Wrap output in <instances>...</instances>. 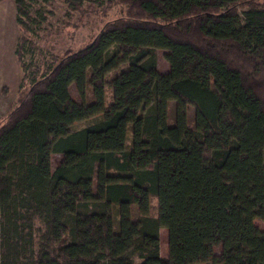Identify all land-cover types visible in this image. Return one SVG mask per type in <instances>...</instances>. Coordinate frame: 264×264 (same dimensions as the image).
<instances>
[{"label":"trees","instance_id":"obj_1","mask_svg":"<svg viewBox=\"0 0 264 264\" xmlns=\"http://www.w3.org/2000/svg\"><path fill=\"white\" fill-rule=\"evenodd\" d=\"M66 1L84 15L86 0ZM96 2L122 16L58 55L15 0L22 79L0 124V264H264V1Z\"/></svg>","mask_w":264,"mask_h":264},{"label":"rangeland","instance_id":"obj_2","mask_svg":"<svg viewBox=\"0 0 264 264\" xmlns=\"http://www.w3.org/2000/svg\"><path fill=\"white\" fill-rule=\"evenodd\" d=\"M264 1V0H263ZM101 5L96 0H86L83 4L85 10L82 16L79 12H69V5L66 0H50L48 3L45 0H28V9L33 17L38 18V22L33 26L31 35L34 39L38 40L41 45L53 54L61 55L66 49L77 51L87 46L93 36L99 33L107 22L115 21L122 16V6H116L109 11L106 15L99 14L103 10ZM45 15L46 19L43 20L40 16ZM65 23H69V26H65ZM15 27V33H13L11 41H1L4 46L0 50V124L7 118L8 114L18 104V87L22 79V71L17 61L16 55L13 52L16 43L17 28ZM1 35V34H0ZM6 35V34H5ZM165 51L158 50V67L162 73L169 70V64L164 58ZM125 67V66H123ZM122 67V68H123ZM119 71V70H118ZM90 73L88 72V75ZM113 75V74H112ZM111 78V76H109ZM3 89H6L3 91ZM72 95L76 100L82 102L83 99L78 95L74 85L70 88ZM112 93L108 88L105 94V108L107 109L112 102ZM94 100L93 94L89 88L87 92L86 102L91 103ZM151 110L147 111V114L151 113ZM176 102L171 101L169 104L168 124H175ZM99 118L88 120L82 124H78L76 127L96 123ZM189 127H195L194 122V109H189ZM132 133L131 127L127 133V148L131 147ZM61 159V156L53 155V168ZM150 216H158V202L155 195H150ZM139 217V210L137 206H131V220L136 221ZM115 227L118 229V218L115 217ZM256 227L260 230H264V225L261 221H255ZM161 238V255L167 258L169 250L167 252L168 231L167 229L160 230ZM136 260V258H135ZM137 261V260H136ZM139 263V262H138Z\"/></svg>","mask_w":264,"mask_h":264},{"label":"crops","instance_id":"obj_3","mask_svg":"<svg viewBox=\"0 0 264 264\" xmlns=\"http://www.w3.org/2000/svg\"><path fill=\"white\" fill-rule=\"evenodd\" d=\"M16 18H17V9H16V4L15 0H5L4 2L0 3V40L1 41H11L13 33H15V27L14 24L16 25L17 28V34H16V42L17 39L20 35V30L17 26L16 23ZM6 34V35H5ZM2 42L0 44V49L3 48L4 46L2 45ZM15 48H16V43H15ZM15 48H14V53H15ZM2 50H0L1 52Z\"/></svg>","mask_w":264,"mask_h":264}]
</instances>
